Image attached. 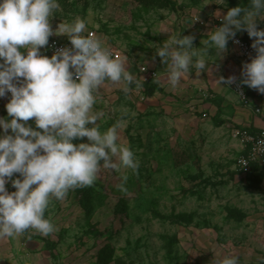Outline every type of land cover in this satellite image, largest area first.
<instances>
[{"label": "rangeland", "instance_id": "obj_1", "mask_svg": "<svg viewBox=\"0 0 264 264\" xmlns=\"http://www.w3.org/2000/svg\"><path fill=\"white\" fill-rule=\"evenodd\" d=\"M180 1L187 8L202 5L205 15L220 8L218 0H59L61 10L50 20L84 18L88 30L120 44L128 58L138 42L137 51L154 53L162 63L156 51L167 39L199 36L202 44L195 40L193 47L203 48L209 33L202 30L214 29L210 17L188 9L175 18ZM223 5L248 7L250 0ZM180 20L185 29L177 31ZM257 25L264 29V17ZM167 26L169 33L162 31ZM129 70L138 78L135 62L129 61ZM122 88L107 84L96 109L105 114L98 121L101 131L119 119L128 121L120 139L134 151L139 168L126 170L127 192L117 187L121 172L101 168L94 186L51 202L45 218L56 225L55 233L45 237L28 230L0 239V264H217L227 255H236L240 264H262L264 168L238 171L240 151L227 127L231 123L210 113L208 99L198 107L199 98L184 100L158 88L157 78L140 91ZM8 102L0 101V117L11 119ZM24 123L35 128L32 119ZM81 142L87 138L73 140ZM6 188L15 191L10 181Z\"/></svg>", "mask_w": 264, "mask_h": 264}, {"label": "clouds", "instance_id": "obj_2", "mask_svg": "<svg viewBox=\"0 0 264 264\" xmlns=\"http://www.w3.org/2000/svg\"><path fill=\"white\" fill-rule=\"evenodd\" d=\"M60 10L59 0H0V98L10 94L5 107L11 118L0 117V239H15L28 230L45 237L55 233L56 225L45 218L53 200L94 186L101 168L121 172L117 187L127 192L126 170L136 173L139 168L134 151L120 139L128 121L119 119L101 131L98 121L105 114L96 105L107 84H122V91L129 93L140 91L143 79L130 72L127 55L115 53L88 31L84 18L62 21L54 31L50 18ZM261 17L264 0H250L248 7L227 11L203 48L193 47L191 35L167 39L156 55L168 66V86L177 89L193 69L197 76L209 72L211 49L220 56L243 29L254 38L256 55L243 65L241 83L264 94V30L257 28ZM53 35L67 36L71 47L49 58L40 49ZM235 82L231 76L212 83L220 87ZM30 119L35 128L24 123ZM82 138L87 142L73 143ZM14 174L19 178L13 179ZM9 181L15 191L7 190ZM217 264L240 262L236 255H227Z\"/></svg>", "mask_w": 264, "mask_h": 264}, {"label": "crops", "instance_id": "obj_3", "mask_svg": "<svg viewBox=\"0 0 264 264\" xmlns=\"http://www.w3.org/2000/svg\"><path fill=\"white\" fill-rule=\"evenodd\" d=\"M179 3L182 5L181 1ZM187 9L192 13L198 12L200 16L210 17L209 21L211 22V26L213 25L214 27V24L216 23L215 20L217 19L222 20L223 16L226 15L227 11L231 8H229L228 6L220 5V8L215 9L211 13H209V11H206V15H205L204 13H202L204 10V7L202 5H200V8L193 6L191 7L189 6V8H187L186 6L182 5V7L176 11V14L174 15L175 18H180L181 11L182 13L185 14L186 13L185 11ZM217 13H219V15H217ZM204 17H201V19ZM50 24L53 30L55 31L59 23L50 20ZM177 24L176 25L178 27L175 26L177 31H180L183 28L185 29V26L184 24L182 25L181 20L177 22ZM164 25L165 24H163V26ZM257 27H260V25L259 26L257 25ZM165 30L166 32L169 33L170 27L167 26V29L163 27L162 31L165 32ZM213 30L214 29L208 30L205 28L206 32L203 30L202 32H204V34L206 35L207 33H210ZM258 30H264V29L258 28ZM236 34L242 36L247 41L253 42L254 38H250L247 32L243 29L238 30ZM54 36L61 41L68 40L67 36H63V35H54ZM97 37L101 38L105 42L106 46L109 48L118 50L120 53L121 50H124L120 44L118 43L113 44L110 40H108L107 37L105 38V36H103L102 33L97 34ZM197 37H195L193 41L196 40L195 41L196 43L198 42L202 44L201 37L199 36ZM195 42L193 43V46L195 45ZM138 47L140 48L137 42V44H134V47H132L131 52H129L131 56L129 58L130 59L129 61H131V65H133V62H135L137 68L139 65H145L148 69H152L156 71L158 75L157 76L158 88L169 89V92L171 93L177 92L179 97L183 98L184 100H191V98L192 99L199 98L194 101V103L197 104L198 107L201 106V103H202V107H204L205 104H203V102L206 99H208L210 103L207 104V108H209L210 113L213 115L218 114L219 117L228 120V122H230L232 125L238 127L241 126L248 127L252 131H259L260 129L264 128V94H260L255 89L249 88L247 85L241 83V80L243 79L241 76V72L244 63H242L239 60L236 49L231 47L229 44L227 45L226 50L222 52L220 56L218 50L217 51L214 50V54L208 57V65L210 68L209 72H202L199 76H197L195 69H193L191 78L182 81L181 85L175 90L171 89L167 84L168 66L158 62L157 58L153 56L154 53L150 54L147 53V51H146V55L140 53L139 51H137ZM41 50L42 49H40V52ZM166 66H167L166 69L163 68ZM130 72L133 75L135 73L134 70H131ZM231 76L236 77L235 83L241 84L242 87L244 88L245 93L247 95V103L240 101L239 97L237 96L236 92L233 89V85L235 83L231 85L221 84L220 87L212 83L219 77H224L225 79H227L228 77ZM255 109H259L261 111V115L256 114Z\"/></svg>", "mask_w": 264, "mask_h": 264}, {"label": "built area", "instance_id": "obj_4", "mask_svg": "<svg viewBox=\"0 0 264 264\" xmlns=\"http://www.w3.org/2000/svg\"><path fill=\"white\" fill-rule=\"evenodd\" d=\"M214 29L219 27L222 23L221 19L215 20ZM97 36L95 30H88ZM235 41H238L236 43ZM228 44L235 48L237 56L242 63H250L256 55L255 50L251 47L252 43L244 40L242 36L237 35L229 40ZM63 47H71L69 40L61 41L54 35L49 38V43L41 50V54L47 57H51L58 49ZM113 49V48H110ZM115 53H120L118 50L113 49ZM138 78H142L144 83L157 78V72L148 69L144 65L138 66ZM233 89L239 97L240 101L247 103V95L241 84L235 83ZM10 99V94H7L4 98H0V101ZM255 113L261 115L259 109H255ZM229 133L233 140L237 142L239 146V154L236 158V168L241 173L247 172L253 165L264 168V145H260L259 141L264 140V128L259 131H252L248 127H238L235 125H228Z\"/></svg>", "mask_w": 264, "mask_h": 264}, {"label": "trees", "instance_id": "obj_5", "mask_svg": "<svg viewBox=\"0 0 264 264\" xmlns=\"http://www.w3.org/2000/svg\"><path fill=\"white\" fill-rule=\"evenodd\" d=\"M243 39H244V38H243ZM244 40H246V39H244ZM246 41H247V40H246ZM248 42L251 43L250 41H248ZM149 82H151V81H149ZM149 82H147V83H149ZM147 83H143V85L145 86ZM252 167H256V166L253 165ZM252 167H251V168H252ZM257 167H259V166H257ZM251 168H250V169H251ZM260 168H261V167H260Z\"/></svg>", "mask_w": 264, "mask_h": 264}]
</instances>
